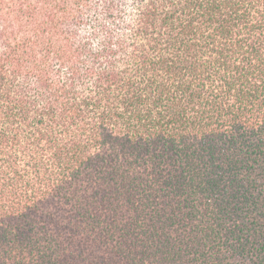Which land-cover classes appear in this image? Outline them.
Instances as JSON below:
<instances>
[{
  "label": "trees",
  "instance_id": "16d2710c",
  "mask_svg": "<svg viewBox=\"0 0 264 264\" xmlns=\"http://www.w3.org/2000/svg\"><path fill=\"white\" fill-rule=\"evenodd\" d=\"M0 264H264V0H0Z\"/></svg>",
  "mask_w": 264,
  "mask_h": 264
}]
</instances>
